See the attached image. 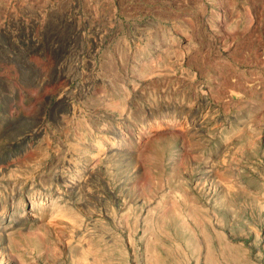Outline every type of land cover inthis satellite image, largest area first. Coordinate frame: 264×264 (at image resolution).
<instances>
[{
	"label": "rangeland",
	"instance_id": "obj_1",
	"mask_svg": "<svg viewBox=\"0 0 264 264\" xmlns=\"http://www.w3.org/2000/svg\"><path fill=\"white\" fill-rule=\"evenodd\" d=\"M0 223V264H264V0H0Z\"/></svg>",
	"mask_w": 264,
	"mask_h": 264
},
{
	"label": "bare ground",
	"instance_id": "obj_2",
	"mask_svg": "<svg viewBox=\"0 0 264 264\" xmlns=\"http://www.w3.org/2000/svg\"><path fill=\"white\" fill-rule=\"evenodd\" d=\"M112 103H110V105H111ZM109 107V106H108ZM113 108V107H112ZM115 108V107H114ZM113 108V109H114ZM111 109V108H110ZM4 170V169H3ZM7 170V169H6ZM3 172V171H2ZM12 199V198H11ZM33 211V210H32ZM6 227H8V225L6 226V225H4L3 223H0V230H4ZM4 232V231H3ZM1 235V234H0Z\"/></svg>",
	"mask_w": 264,
	"mask_h": 264
}]
</instances>
